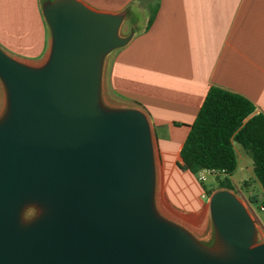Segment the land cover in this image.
<instances>
[{"label": "water", "instance_id": "95a60500", "mask_svg": "<svg viewBox=\"0 0 264 264\" xmlns=\"http://www.w3.org/2000/svg\"><path fill=\"white\" fill-rule=\"evenodd\" d=\"M41 14L40 64L0 49V264H264L233 192L208 198L210 245L158 211L148 119L101 95L105 57L133 35H119L124 15L80 0L45 1Z\"/></svg>", "mask_w": 264, "mask_h": 264}, {"label": "crops", "instance_id": "0c3cea01", "mask_svg": "<svg viewBox=\"0 0 264 264\" xmlns=\"http://www.w3.org/2000/svg\"><path fill=\"white\" fill-rule=\"evenodd\" d=\"M45 1L0 0V46L9 55L34 64L45 59L50 40L41 14ZM80 1L124 15L119 34L133 35L105 58L101 95L113 106L146 115L160 166L156 175L164 180L169 205L177 210L198 205L192 191H186L188 185L178 184L177 178L191 175L177 164L209 88L238 94L253 104L255 113L264 114V0ZM137 12L145 13L143 20ZM4 104L0 84V115ZM184 224L195 225L192 217L184 218Z\"/></svg>", "mask_w": 264, "mask_h": 264}, {"label": "trees", "instance_id": "16d2710c", "mask_svg": "<svg viewBox=\"0 0 264 264\" xmlns=\"http://www.w3.org/2000/svg\"><path fill=\"white\" fill-rule=\"evenodd\" d=\"M154 15L155 8L150 9L147 27ZM234 143L251 159L253 175L264 193V114L255 113L246 98L211 87L182 143L177 167L195 177L203 170L216 172V190L234 192L229 179L237 166ZM203 190L208 197L213 193ZM256 203L255 197L250 198V205Z\"/></svg>", "mask_w": 264, "mask_h": 264}, {"label": "rangeland", "instance_id": "374dc122", "mask_svg": "<svg viewBox=\"0 0 264 264\" xmlns=\"http://www.w3.org/2000/svg\"><path fill=\"white\" fill-rule=\"evenodd\" d=\"M145 13L137 12V18L143 20ZM120 36L128 34H119ZM0 49L1 46H0ZM3 50V49H2ZM5 51V50H3ZM6 52V51H5ZM10 53V52H6ZM11 55V54H10ZM108 56V55H107ZM106 56V57H107ZM105 57V58H106ZM19 60V59H18ZM105 60V59H104ZM22 61V60H20ZM32 65H38L26 61H22ZM40 64V63H39ZM104 104L110 107H116L107 102L106 98L102 97ZM234 152L236 155L237 166L232 175L230 176L231 184L234 187V194L246 207V204L249 203L250 198L255 197L257 203L251 205L253 208V213H249L256 220L257 228V243H264V193L256 181L253 172H252V162L251 159L245 154L243 149L234 143ZM156 167L160 168L159 164L156 162ZM202 174L205 177V180L199 181L198 177ZM219 175H210L205 172L199 173L196 177L185 175L184 178H177V182L181 187H186L191 190H186L188 193L192 191L194 196H196L198 205L191 204L185 205L184 210H177L166 200L164 194V180L159 174L156 175V188H155V202L158 211L168 220L177 223L187 229L194 237L204 244L210 245L213 241V228L210 222L209 211H208V196L205 195L203 188L207 191H216L217 189V179ZM169 189V187H168ZM161 197L163 205L161 203ZM165 201V202H164ZM166 203V204H165ZM263 207V211H260L259 208ZM32 211H28L26 216H30ZM192 217L194 224L192 226H186L184 224V218Z\"/></svg>", "mask_w": 264, "mask_h": 264}, {"label": "built area", "instance_id": "2783aa9c", "mask_svg": "<svg viewBox=\"0 0 264 264\" xmlns=\"http://www.w3.org/2000/svg\"><path fill=\"white\" fill-rule=\"evenodd\" d=\"M201 172H205V173L210 174V175H214V174L217 175L218 174L216 172H210V171H207V170H203ZM198 180L199 181H203V180H205V177L202 174H200V176L198 177ZM246 208H247L249 213H253V208L251 207V205L249 203L246 204ZM259 210L263 211V207H260Z\"/></svg>", "mask_w": 264, "mask_h": 264}, {"label": "bare ground", "instance_id": "6f19581e", "mask_svg": "<svg viewBox=\"0 0 264 264\" xmlns=\"http://www.w3.org/2000/svg\"><path fill=\"white\" fill-rule=\"evenodd\" d=\"M161 203H162V205H163L162 197H161ZM163 206H164V205H163Z\"/></svg>", "mask_w": 264, "mask_h": 264}]
</instances>
